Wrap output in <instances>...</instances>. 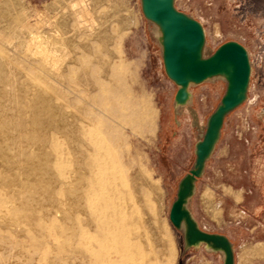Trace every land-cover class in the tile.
Here are the masks:
<instances>
[{
    "label": "rangeland",
    "instance_id": "374dc122",
    "mask_svg": "<svg viewBox=\"0 0 264 264\" xmlns=\"http://www.w3.org/2000/svg\"><path fill=\"white\" fill-rule=\"evenodd\" d=\"M227 1H174L176 8L204 29L202 59L234 41L249 55L244 96L222 115L216 141L198 167V147L210 119L222 106L228 80L218 74L193 83L188 89L190 99L180 103L177 95L183 87L167 75L163 63L162 30L159 26L157 34V23L144 16L142 0H16L42 20L60 4L72 11L83 10L79 35L93 46L86 61L102 64L97 77L103 90L96 91L101 103L93 109L98 157L125 175L142 172L154 186L150 214L158 223L163 264H227L222 240L230 245V264H264V17L238 23L230 18ZM124 19L129 23L122 27ZM102 27L110 41L99 56L95 41L87 35ZM43 28L52 38V27ZM70 58L57 65L63 67ZM66 91L75 109L88 102L74 100L79 87ZM132 108L139 114L136 127L130 119ZM190 180L192 193L184 189ZM180 193L183 209L193 221L174 227L169 212ZM21 199L17 185L1 183L0 261L10 248L21 262L32 256L31 264H69L64 259L70 245L62 216L55 214L54 221L36 216L29 221L27 210L17 205ZM258 246L261 257L244 252ZM72 263L78 264L76 259Z\"/></svg>",
    "mask_w": 264,
    "mask_h": 264
},
{
    "label": "bare ground",
    "instance_id": "6f19581e",
    "mask_svg": "<svg viewBox=\"0 0 264 264\" xmlns=\"http://www.w3.org/2000/svg\"><path fill=\"white\" fill-rule=\"evenodd\" d=\"M70 8L57 5L42 20L16 0H0V185H17L22 199L15 204L27 210L29 221L36 216L47 221H54L55 214L62 216L70 245L64 259L69 264L75 259L78 264H163L158 223L150 214L154 186L142 172L125 175L98 157L93 109L101 103L96 91L103 90L97 77L102 64L86 61L93 46L79 35L83 10ZM16 10L19 13L13 14ZM128 23L124 19L121 26ZM46 25L53 29L52 38L45 34ZM154 25L160 34L159 25ZM104 29H92L94 34L87 35L95 41L99 56L110 41ZM68 55V63L58 66L57 61ZM193 83L188 81L178 92L180 103L190 99L188 89ZM69 87H79L77 103L88 100L79 110L66 98ZM138 115L134 108L130 110L135 127ZM218 123L216 116L199 148V164L216 140ZM184 188L192 193V180ZM188 221L193 218L186 212L182 223ZM221 243L230 264V245ZM260 247L243 251L261 257ZM11 252L3 262L1 258L2 264H31L32 256L21 262Z\"/></svg>",
    "mask_w": 264,
    "mask_h": 264
},
{
    "label": "water",
    "instance_id": "95a60500",
    "mask_svg": "<svg viewBox=\"0 0 264 264\" xmlns=\"http://www.w3.org/2000/svg\"><path fill=\"white\" fill-rule=\"evenodd\" d=\"M142 11L147 19L157 23L162 30L165 71L177 84L185 87L188 81L198 83L224 72L229 74L227 90L221 100L222 106L209 121L206 140L211 122L215 117L219 118V129L222 115L239 104L244 96L250 74L246 50L236 42H227L222 44L210 57L202 59L200 55L204 42L202 27L192 18L177 11L173 0H142ZM202 162L199 164L197 158L198 167ZM181 197L182 193L169 212V220L174 227H179L186 214Z\"/></svg>",
    "mask_w": 264,
    "mask_h": 264
},
{
    "label": "crops",
    "instance_id": "0c3cea01",
    "mask_svg": "<svg viewBox=\"0 0 264 264\" xmlns=\"http://www.w3.org/2000/svg\"><path fill=\"white\" fill-rule=\"evenodd\" d=\"M174 1L175 0H173L174 8L177 11L181 12L178 8L175 7ZM262 2H263L262 0H228L227 3H228V11L230 18L236 19L238 23L243 24L246 23V21L249 19L255 20L260 17H264V4L262 5ZM195 21L198 22L197 20ZM198 23L200 24V22ZM234 42L240 44L238 41H234Z\"/></svg>",
    "mask_w": 264,
    "mask_h": 264
}]
</instances>
